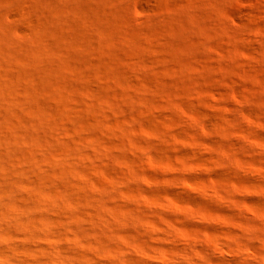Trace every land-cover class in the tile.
Instances as JSON below:
<instances>
[{
  "label": "clouds",
  "instance_id": "1",
  "mask_svg": "<svg viewBox=\"0 0 264 264\" xmlns=\"http://www.w3.org/2000/svg\"><path fill=\"white\" fill-rule=\"evenodd\" d=\"M0 264H264V0H0Z\"/></svg>",
  "mask_w": 264,
  "mask_h": 264
},
{
  "label": "rangeland",
  "instance_id": "2",
  "mask_svg": "<svg viewBox=\"0 0 264 264\" xmlns=\"http://www.w3.org/2000/svg\"><path fill=\"white\" fill-rule=\"evenodd\" d=\"M94 8H95V5H84L85 11H89V10L94 9Z\"/></svg>",
  "mask_w": 264,
  "mask_h": 264
}]
</instances>
